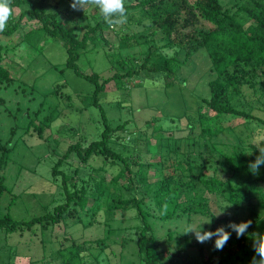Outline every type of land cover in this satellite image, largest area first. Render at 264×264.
Listing matches in <instances>:
<instances>
[{
  "label": "trees",
  "instance_id": "16d2710c",
  "mask_svg": "<svg viewBox=\"0 0 264 264\" xmlns=\"http://www.w3.org/2000/svg\"><path fill=\"white\" fill-rule=\"evenodd\" d=\"M61 2L10 0L12 14L5 30L0 31V86H28L12 71L18 65L5 63L17 47L29 48L33 54L24 68L17 62L18 71L23 69L25 74L45 45L57 42L65 49L66 59L60 68L51 65V69L61 73L73 70L94 85L93 91L73 95L66 80L54 81L34 107H17L12 112L5 106L4 111L8 118L26 116L23 135L35 134L43 140L61 113L76 106V96L82 103L76 107L79 111L96 113L89 122L93 131L73 134L52 165L51 174L58 185L52 209L46 207L45 213L27 220L16 219L9 211L17 196L10 198L6 212L0 214V230L5 238L19 237V241L11 246L4 264H15L17 256L28 257V264L46 263L47 232L78 223L87 227L103 223L104 235L80 241L64 233L57 239L60 247L50 251L54 264H101L102 257L103 264H115L113 256L119 258L117 264H125L129 243L137 264H184L181 258L192 250L199 258L195 264H252L253 257L259 260L253 234L239 238L232 234L222 250L214 247L213 238L206 257L204 246L194 242L190 232L171 228L165 233L168 246L163 249L158 230L182 220L190 226L196 216L211 217L210 231L222 226L204 196L209 193L223 198L236 211L247 210L251 227L258 229L256 235L264 233V222L259 224L260 210H264V165L251 170L260 153L257 144L248 141L251 133L259 135L264 130V119L253 114L255 108L264 112V0H124L126 22L111 25L92 0L83 4L98 10L94 21L86 12L79 13L80 6H72L74 0ZM111 30L117 36L115 41L109 39ZM133 47L139 50L131 54L128 50ZM92 48L102 49L109 63L107 73L80 70V58ZM199 51L207 55L215 76L208 81V96L199 97L195 109L169 116V120L153 116L140 127L131 118L108 116L102 98L111 81L117 89L124 90L129 83L137 87L142 82L132 81L144 72V78L161 79L166 89L182 88L186 78L180 69ZM245 84L259 95L256 99L245 95ZM30 86L35 90V83ZM123 100L114 105L124 107ZM0 101L5 104L2 98ZM227 130L235 132L237 144L214 140ZM10 134L6 144L0 143V201L7 191L2 169L13 151V127ZM212 151L222 159L213 157ZM126 214L135 221L131 227L135 231L117 242L121 250L115 253L110 249L114 235L126 228L116 229L114 222L118 215L117 222H122ZM37 240L41 257L31 253L30 246ZM172 244L177 248L171 249Z\"/></svg>",
  "mask_w": 264,
  "mask_h": 264
},
{
  "label": "rangeland",
  "instance_id": "374dc122",
  "mask_svg": "<svg viewBox=\"0 0 264 264\" xmlns=\"http://www.w3.org/2000/svg\"><path fill=\"white\" fill-rule=\"evenodd\" d=\"M60 1H62L61 3L68 2V0H49V3L55 4ZM17 12L16 9L15 13L17 14ZM85 12L87 16L91 17V21H94L99 14L98 10L88 4H83L82 7L79 8L80 14H85ZM108 35L111 41H115L117 38L115 31L111 30ZM16 37L17 36H15L14 39ZM92 49L95 50L96 48ZM93 50L85 53L82 58H80V70L88 73L93 71L101 72L103 74L107 73L109 63L102 49L97 48L95 51ZM138 50V47H133L130 48L128 52L134 54L137 53ZM31 52L32 51L29 48L22 49L21 47H17V49L10 53L5 59V63L9 66H13V63L18 65V68L16 65L15 67L13 66L12 71H14L22 81H25L28 86H22L18 83L8 86H0V98L5 102V104H2L0 101V143L6 144V142L9 141V138L11 137L10 130L12 127L15 132L10 141L13 145V151L8 154V161L4 164L2 169L6 178L5 184L7 186V191L3 194L0 201L2 207L0 214L6 212L5 206L9 204L8 202L10 201V198L17 196L10 207L9 213L13 218L25 220L45 213L46 207H48L49 210L53 208V202L57 196L58 185L57 180L54 179L51 174L52 165L57 160V157L59 156L58 154L67 148L73 134L77 136L81 131L87 133L93 131V126L89 122L90 117H94L96 114L94 112L92 115L90 111H79L77 108H79L82 103L75 96L73 104L76 106L70 109H65L61 113V115L52 123L51 128L45 131L46 139L39 140L35 134H32L33 136L23 135L26 116L24 117L21 116V114H18L20 116L16 118L17 120L13 117L8 118L6 111H4L5 106L10 108L12 112H15L17 107H34L40 99V94L49 91V87H51L54 81L60 82L66 80L68 82V92L73 95H76V93L87 94L94 89V85L91 82L77 75L73 70L67 69L64 73H61L57 69H51V65L60 68L61 64L64 63L66 59L65 49L57 44V42L47 43L43 52L35 58L34 62H32L30 67L24 72L25 74L22 73L23 69L19 72L18 69H20V66L17 62H20L22 64L21 67L24 68L23 66L30 63L33 57ZM34 56L36 57V54ZM180 73L182 77L186 78V84L182 88L175 86L166 89L164 87V82H162L161 79H152L150 76H148L149 78H144L146 75L144 72L139 76H136L132 81L134 83L142 82V85L137 87H130L132 83H129V87H126L124 90L117 89V85L111 81L107 85L106 92L102 98V103L108 116L111 119H117V117H121L122 119L131 118L135 121L134 123H137V126L140 127L144 125L143 123L146 120H149V118L153 116L159 117L163 121V119L169 120V116H176L184 111L195 109L199 101L198 98L201 96H208V81L215 76V73L209 66L207 55L203 51L197 52L180 69ZM33 83H35V90L30 88V85ZM24 88L25 90L23 92L22 89ZM242 88L245 95L249 96L252 100L259 96L258 94L255 96L253 88L248 86V84L243 85ZM30 98L35 99L29 102ZM118 99H124L122 101L124 107L119 108L118 105H114ZM52 106H54L53 102ZM95 111L97 112V110ZM253 114L264 119V112L259 108H255ZM13 115L15 117L18 116L16 113H13ZM167 124L168 122L165 123V125ZM15 125L17 127H15ZM176 125H178V123H176ZM73 126L76 127V129L78 128L79 132H76L75 129L73 130L71 128ZM258 126H256V129L261 128ZM239 128L243 129L244 127L241 126ZM71 131L74 132L71 133ZM214 140L231 146L239 142L235 132L231 130L220 133L214 138ZM248 141L255 142L257 145L259 143L264 145V130H261L259 135L251 133ZM58 142L61 144L60 147L57 145ZM138 148L142 151L145 150L143 145L138 146ZM211 153L213 157L218 159L221 158L218 153L213 151ZM144 154L145 157H150V154L145 152ZM1 155L0 151V157ZM204 196L208 200L214 215L220 212L223 207L228 204L226 200L218 196L210 195L209 193H204ZM248 213L249 212L245 209L242 211H236L235 207L231 205L222 213L217 214L216 217L222 220L221 225L225 226V229L231 232V235H235L230 228H227V225L229 223H240L244 220L247 221V219L249 221ZM129 216H131V214H126V217L123 216L121 218L122 222H117L118 219H120L119 217H121L118 215L117 221L114 222L116 229L118 227L126 228L120 230L114 235V242H111L110 249L115 251V253H118L121 250V247L117 242H119L122 237L133 236L135 231L134 228H131L135 224V221L128 219ZM207 219L208 218L204 216H196L190 226H188L184 220L179 223L173 222L170 225H164V227L161 226L158 230L162 243L161 247H164L163 249H165L168 246L165 242L167 228H171L180 233H184L188 227L198 230L200 223L205 222ZM259 221V224L264 222V210L262 209L260 210ZM209 226L210 224H202V230L210 231ZM104 227L103 223H95L90 227H87L84 223H78L77 225L68 228L63 227L62 225L54 227L51 232H47L46 236L48 240L53 241L52 243H48L47 240L46 263L41 261L36 264H54L51 260L50 251L51 249L56 250L60 247L57 239H62L64 233H66V235L71 234L76 239L83 241L86 239L102 237L105 232ZM257 233L258 229H256L255 225L253 227L250 226L247 230V234L256 235ZM190 235L194 238V242H198L192 232H190ZM15 241L18 242L19 237H17V239L14 237V240L12 238L8 239V237L5 238L4 232L2 233V230H0V264L5 263L9 250ZM201 244L204 246V253L207 257L211 253V239ZM172 245L173 246L170 247L171 249L177 248L175 244ZM40 246L41 245L37 240L30 246V248H32L31 253L36 254L37 257H41ZM131 250H133V246L129 243L124 253V256L126 257L125 264H137L135 256L133 253H130ZM25 251L28 252V248H25ZM197 258V253L192 250L189 251L188 254L183 255L181 260L184 264H195ZM102 259L101 264L105 263L103 257ZM112 259V262L115 264L120 261L117 256H113ZM14 263L28 264L29 258L25 256H17L14 259Z\"/></svg>",
  "mask_w": 264,
  "mask_h": 264
},
{
  "label": "clouds",
  "instance_id": "9594fccd",
  "mask_svg": "<svg viewBox=\"0 0 264 264\" xmlns=\"http://www.w3.org/2000/svg\"><path fill=\"white\" fill-rule=\"evenodd\" d=\"M86 2L87 0H74L73 7H81V5ZM92 3L95 4L104 20L110 25L113 23L123 24L126 22L127 13L124 0H92ZM11 14L12 9L10 0H0V31H4L7 27ZM256 148L258 149L260 155H258L255 161L250 165L252 171H256L259 166L264 165V145L259 143ZM250 152L251 151L247 153ZM229 206H231V204H227L217 214L222 213ZM210 218L211 217H209L205 222H201L198 230L188 227L184 233L192 232L195 236V239L200 243H204L215 238L214 247L217 250H222L227 241L230 239L231 232L227 231L225 226L217 227L215 230L211 231L202 230V224H211ZM250 226V221H243L240 223H229L227 228H230L232 232L235 233L237 238H239L247 235V230ZM253 248L256 255L259 257V260L253 257L252 264H264V233L254 236Z\"/></svg>",
  "mask_w": 264,
  "mask_h": 264
}]
</instances>
